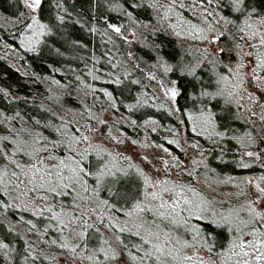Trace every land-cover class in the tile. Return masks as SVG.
Segmentation results:
<instances>
[{
    "label": "trees",
    "instance_id": "obj_1",
    "mask_svg": "<svg viewBox=\"0 0 264 264\" xmlns=\"http://www.w3.org/2000/svg\"><path fill=\"white\" fill-rule=\"evenodd\" d=\"M249 3L256 9L255 16L264 13V0ZM38 14L51 31L42 33L29 47L27 36L21 37L30 17L24 0H0V152L11 154L13 144L4 138L24 128L56 145L42 153L45 158L49 152L66 156L68 141L79 136L74 145L90 157L85 167L95 170L97 160L107 159L126 168L119 173L118 190L136 193L142 191L143 179L133 165L150 176L144 167L148 164L120 160L121 145L139 150L147 147L145 152L161 148L178 161L186 159L183 151L188 148L199 151L201 158L185 162L184 169L176 173L178 183L202 193L217 212L246 208L247 200L261 208L256 198L264 196L256 181L264 178V115H253L244 108L239 92L228 95L233 68L250 48L244 33H237L231 25V35L224 31L221 16L238 20L229 0H203V4L200 0H43ZM197 28L204 29L203 33ZM208 31L219 35V43L213 41L214 50L201 52L197 44ZM195 64L199 66L191 75L181 71ZM221 74L228 79L219 80ZM171 87L178 89L173 99L164 93ZM204 89L223 95L203 96ZM205 110L212 113L207 125L195 119ZM220 132L225 135H218ZM100 149H107L102 158L95 154ZM4 164L0 158V167ZM9 167L16 171L14 165ZM83 178L89 187L95 185L94 177L85 174ZM9 179L11 176L5 177V181ZM31 187L18 188L14 179L0 184V189L7 188V192L0 191V241L7 245L0 247V264H83L80 256L61 247L64 225L53 216L61 207L75 208L71 188L58 193L44 190L45 199L36 197ZM99 194L112 203L119 199L109 196L106 185ZM130 203L120 200L116 209L107 211L123 217L120 207ZM48 204L52 208L44 207ZM74 214L80 215V210ZM245 215L242 211L241 216ZM148 219H152L150 214ZM186 219L187 225L164 224L189 240L192 225L215 229L216 239L209 238V242L217 248L235 234L226 227H209L198 216ZM89 222H96L94 214L90 213ZM97 226L109 237L118 232L103 222ZM64 234H70L68 229ZM122 236L130 251L143 255L131 247L141 243L139 237L128 232ZM80 247L77 245V252ZM128 264L139 262L129 257Z\"/></svg>",
    "mask_w": 264,
    "mask_h": 264
},
{
    "label": "snow or ice",
    "instance_id": "obj_2",
    "mask_svg": "<svg viewBox=\"0 0 264 264\" xmlns=\"http://www.w3.org/2000/svg\"><path fill=\"white\" fill-rule=\"evenodd\" d=\"M42 2L43 0H24L25 6L30 10L26 27L31 30L29 40L33 42H38L40 35L45 31H51L38 14ZM200 3L203 4V0H200ZM229 5L237 14L238 20L232 19L231 16H221L224 31L231 35L229 31L231 25L237 33H244L248 39L253 40L251 46L259 48L255 59L260 64H264V13L255 16L256 9L249 3V0H229ZM168 7L171 8V5ZM204 11L207 12V9ZM57 18L62 19L59 16ZM110 27L119 31L116 24H111ZM211 28L210 24L209 29ZM197 31L203 33L204 29L197 28ZM184 34L180 33V35ZM21 37H24V33ZM219 39V35L210 37L211 41L217 43ZM237 47L240 45L237 44ZM217 50L220 51V49ZM198 66L195 64L187 69L182 68L181 71H187L191 75ZM168 67L165 64L166 70ZM237 67L239 68L240 65L238 64ZM226 79L228 77L223 74L219 77V80ZM235 90L234 87L233 91ZM177 92L176 87H171L166 94L176 97ZM201 95L220 96L223 93L220 91L209 93L204 89ZM228 95L230 96L231 93ZM198 115L205 125L211 123L212 113L210 111L205 110ZM193 131H196L195 127ZM218 135L223 136L225 133L220 132ZM4 139L11 141L13 148L11 154L6 150L0 152V158L5 161L4 166L0 167V184L5 182L10 184L14 179L18 188L26 185L32 186L30 190L35 192L36 197L45 199L47 198L46 192L58 193L60 189L71 188L74 197L71 203L75 205V208L61 207L59 213L53 212V216L57 217L61 225H64L61 229V239L64 240L61 247L70 249L73 255L80 256L83 264H128L129 257L133 261H138L139 264H264V199L261 197L256 198L260 201L261 208H257L252 200H247L245 201L246 208H221L217 212L214 207L210 206L211 201L190 185H180L166 178L152 180L138 165L133 166L142 176V191L123 192L118 190L119 173L125 172L126 168L119 167L107 159L103 162L97 160L95 170L85 167L84 162L90 157L87 151L81 152L78 146L74 145L75 141L81 139L79 136H73L68 141L66 156L49 152L48 158H45L42 153L56 145L49 144L48 138L41 136L38 132L33 133L32 130L24 128L16 131L14 136L9 135ZM83 140L87 141L88 137L84 136ZM86 147L91 150V145ZM104 152H107V149H100L95 154L102 158ZM20 154L27 157V161ZM50 160H55L56 163H50ZM9 165H14L16 171H11ZM85 174L95 178L93 187H89L87 179L83 178ZM7 176H11L12 179L5 181ZM21 177L24 179H20ZM105 185L108 187L110 197L119 198L116 203L110 202V199H105L99 194L100 188ZM256 187L264 196V188H260L259 184H256ZM0 191L7 192V188L0 189ZM186 191L191 192L192 196L186 195ZM120 200H124L125 204L131 202L130 206L120 207V211L124 214L123 217H117L107 211L116 209ZM81 201L86 203L82 204ZM20 206L16 205V207ZM44 207L52 208V205L48 204ZM77 208L80 210V215L74 214ZM242 211L246 214L245 216H241ZM90 213L95 215L96 222H89ZM149 214L152 216L151 220L148 219ZM186 216H198L208 221L209 227H226L235 234L230 236L223 246L217 248L215 243L209 242V238L213 241L216 239L215 229L210 231L200 225H192V239L189 240L178 235L171 226L164 224L167 221L169 225H187L189 220L185 218ZM101 222L109 229H118V232H114L113 236L109 237L97 226ZM65 228L70 234H64ZM246 230L250 238H245ZM124 232L140 238L141 243L131 247L142 251V256H137L125 245L122 236ZM73 240L75 243L72 242ZM112 241L116 242L115 246ZM77 245H81L79 252L76 251ZM0 247H7V245L0 241ZM125 252L127 256L124 255ZM4 255L7 256V252ZM73 264L76 262L74 261Z\"/></svg>",
    "mask_w": 264,
    "mask_h": 264
},
{
    "label": "rangeland",
    "instance_id": "obj_3",
    "mask_svg": "<svg viewBox=\"0 0 264 264\" xmlns=\"http://www.w3.org/2000/svg\"><path fill=\"white\" fill-rule=\"evenodd\" d=\"M31 30H27L24 36L29 39V34ZM211 35H215L212 31H208L205 36H203V40L197 44L200 48L201 52H207L209 50H214V42L210 40ZM29 44H31V40H29ZM253 44V40L249 39L248 46L250 48L246 49L247 54L239 59L236 62V66L233 68V78L228 81L227 90L232 96H237L239 92V97L242 98V105L244 108L248 109L253 115L262 116L264 115V64H260L256 61L255 56L259 52V48H253L251 45ZM184 59H187L184 57ZM240 65L238 68L237 65ZM236 88L233 91V88ZM168 88L164 90L165 95L168 98H172L170 95L166 94ZM259 108H261L259 110ZM259 110V113H258ZM264 117V116H263ZM198 123H203L201 118L198 116L195 118ZM151 152L146 151L147 147H143V149H137L135 146H128L127 144L121 145L119 150L120 160L128 159L130 162H141V164L146 162L147 166H144L146 170L149 172L152 180L161 178L168 179L174 182H177L176 173L182 169H184L186 161H195L200 160L201 155L199 151H190L186 148L183 151L186 159H182V161H178L177 156H174L170 152L163 150L161 148L151 147ZM160 149V150H159ZM154 153V157L151 154ZM118 155V154H117ZM147 157V159H145ZM167 161V164H165ZM260 178V177H259ZM259 181L260 188H264V178L257 179L256 183ZM178 183V182H177ZM180 185H184L178 183ZM189 197L192 196V193L189 191L185 192ZM36 205V203L34 204ZM261 206V204L259 205ZM186 218V217H185ZM245 238H250L245 235ZM198 250V248H197Z\"/></svg>",
    "mask_w": 264,
    "mask_h": 264
},
{
    "label": "water",
    "instance_id": "obj_4",
    "mask_svg": "<svg viewBox=\"0 0 264 264\" xmlns=\"http://www.w3.org/2000/svg\"><path fill=\"white\" fill-rule=\"evenodd\" d=\"M169 95H170V94H168V96H169ZM170 96H171V95H170ZM171 97H172V96H171ZM173 98H175V97H172V99H173Z\"/></svg>",
    "mask_w": 264,
    "mask_h": 264
}]
</instances>
